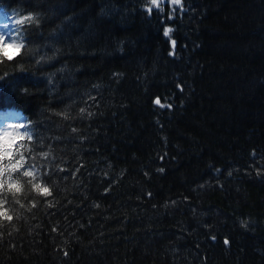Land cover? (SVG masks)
Returning a JSON list of instances; mask_svg holds the SVG:
<instances>
[{"label":"trees","instance_id":"obj_1","mask_svg":"<svg viewBox=\"0 0 264 264\" xmlns=\"http://www.w3.org/2000/svg\"><path fill=\"white\" fill-rule=\"evenodd\" d=\"M149 6L0 0L10 147L52 192L0 194V264H264V0Z\"/></svg>","mask_w":264,"mask_h":264},{"label":"snow or ice","instance_id":"obj_2","mask_svg":"<svg viewBox=\"0 0 264 264\" xmlns=\"http://www.w3.org/2000/svg\"><path fill=\"white\" fill-rule=\"evenodd\" d=\"M166 2L167 0H150L151 6L147 8V11L150 14L152 12V6L160 8L162 11L163 9L161 5ZM171 4L174 6L181 5V0H171ZM5 20H8L7 16H5ZM24 23H39V21L33 14H29L15 20L16 25ZM171 31L172 30L170 28L166 29L164 35L168 36ZM13 32L20 33V35L13 37ZM172 43L174 47L175 41ZM5 47H14L17 49L18 53H20V50L25 47V44L23 43L22 30L20 28H12L11 21L0 23V53L3 52ZM0 65H4L3 59H0ZM7 75L8 73L5 72L3 76H0V80L4 79V76ZM154 103L159 105L161 108L166 106L171 107L170 104H162L160 98H156ZM86 111L87 110L85 108L80 109L81 114H84ZM15 115L17 114L12 112H0V194H11L15 203L19 204L20 207L23 208L24 205L18 198L20 194L27 196L30 191L40 196L48 197L52 195V192L47 183L43 182L41 173L35 164H29L25 155L19 151L20 147H23L25 151H29V149L25 145L21 144L16 147L15 152L11 150L10 146L14 145L15 141H23L25 139L32 141L33 136L35 135L33 127L30 123L13 121L10 119ZM60 115H62L64 119H69L67 112ZM88 115H91V113H88ZM72 131L75 132L76 129L73 128ZM40 156L47 158L49 153L41 152ZM33 159H35V157H33ZM60 171H64V169L61 168ZM161 171H163V169H161ZM43 176L47 177L48 172H44ZM8 203L9 201L7 196H0V222H11L13 219L12 214H10V208L6 207ZM31 206L36 207V204L32 203ZM49 206H51V204H49ZM17 215L19 214L17 213ZM0 226H2V224H0ZM52 230L56 231L55 228ZM227 243L228 241L225 240V244ZM65 255H67V253H65Z\"/></svg>","mask_w":264,"mask_h":264},{"label":"rangeland","instance_id":"obj_3","mask_svg":"<svg viewBox=\"0 0 264 264\" xmlns=\"http://www.w3.org/2000/svg\"><path fill=\"white\" fill-rule=\"evenodd\" d=\"M6 42H7V41H6ZM13 53H14V50H11V51H10V54H13Z\"/></svg>","mask_w":264,"mask_h":264}]
</instances>
